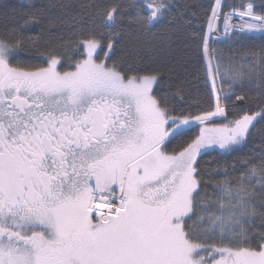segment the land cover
Segmentation results:
<instances>
[{
	"label": "snow or ice",
	"instance_id": "obj_1",
	"mask_svg": "<svg viewBox=\"0 0 264 264\" xmlns=\"http://www.w3.org/2000/svg\"><path fill=\"white\" fill-rule=\"evenodd\" d=\"M0 264H264V0H0Z\"/></svg>",
	"mask_w": 264,
	"mask_h": 264
},
{
	"label": "trees",
	"instance_id": "obj_2",
	"mask_svg": "<svg viewBox=\"0 0 264 264\" xmlns=\"http://www.w3.org/2000/svg\"><path fill=\"white\" fill-rule=\"evenodd\" d=\"M12 2H14V0H12ZM200 2H206V0H200ZM213 158L220 159V157L216 156V153H212L210 156L204 157L205 160H211ZM224 159H231V157H225Z\"/></svg>",
	"mask_w": 264,
	"mask_h": 264
}]
</instances>
